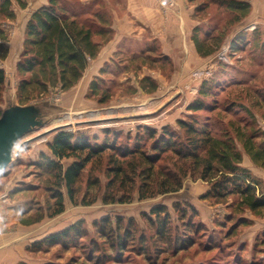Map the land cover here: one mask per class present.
I'll use <instances>...</instances> for the list:
<instances>
[{
  "label": "rangeland",
  "instance_id": "374dc122",
  "mask_svg": "<svg viewBox=\"0 0 264 264\" xmlns=\"http://www.w3.org/2000/svg\"><path fill=\"white\" fill-rule=\"evenodd\" d=\"M158 1L162 4V16L168 18L167 30H161L154 19L152 27L135 24L134 34L125 38L124 45L116 46L91 80L81 78L74 89L63 93L53 90L26 105H19L16 98V65L22 51L25 15L13 3L14 18L0 19L5 33L0 46L6 50L5 58L0 59V70L5 75L0 85V116L6 110L28 106L36 115V125L17 142L11 162L0 175V235L6 233V221L10 219L24 226L31 238L25 247L27 264H264V217L234 213L228 221L226 217L231 211L227 204L233 198L219 203L202 199L208 186L189 177L175 194L106 205L101 202L107 181L105 160L95 161L83 172L76 203H70L62 188L63 211L48 216L55 209L51 197L53 179L34 163L41 154L51 157L48 143L59 128L96 136L98 141L103 139L105 129L110 131V137L120 136V141L128 140L126 136L130 135L129 147L143 128L159 131L167 126L181 133L177 120L188 121L191 115L200 122L212 116L224 122H247L264 130V20L259 17L260 11L253 13V21L248 15L234 23L231 13L210 5V0H185L189 12L182 23L176 16L175 0ZM99 4L110 26L112 20L108 18L114 16L113 8L117 15L126 2L100 0ZM194 30L200 39L205 32L222 35L220 48L209 56H200L192 41ZM10 48L15 50L11 54ZM94 78L101 79V90L109 91L105 104L98 103L100 97L90 92ZM203 86L209 88L207 97L199 94ZM197 100L218 109L212 113L189 111L188 106ZM226 107L231 109L229 113L224 111ZM238 149L241 150L240 146ZM243 158L242 167L247 160L246 156ZM256 178L264 189V182ZM94 179L98 180L97 188H91L85 198L95 196V200L90 205L80 204L87 184ZM173 204L179 205L185 214L176 212ZM186 204L194 211L186 209ZM156 206H164L169 215L163 238L157 232L160 219L148 217ZM10 210L18 212L16 218ZM105 220L109 226L101 229ZM240 220H247L249 225L238 226L235 235L228 237L230 227ZM76 224L82 237L65 240V244L34 246ZM123 237L127 241H122L120 247L118 241ZM188 238L190 243L182 245Z\"/></svg>",
  "mask_w": 264,
  "mask_h": 264
},
{
  "label": "trees",
  "instance_id": "16d2710c",
  "mask_svg": "<svg viewBox=\"0 0 264 264\" xmlns=\"http://www.w3.org/2000/svg\"><path fill=\"white\" fill-rule=\"evenodd\" d=\"M99 1L48 0L45 6L31 13L24 28L22 51L16 65L19 77L16 98L19 105H26L53 90L67 92L79 82L89 63L97 58L102 46L112 36V29L107 25V18ZM13 3L19 9L27 6V0H0V19L14 18L11 9ZM209 3L231 13L234 23L240 22L251 11L247 0H210ZM223 38L222 35L205 32L200 39L194 30L192 41L197 53L206 57L220 48ZM4 39L5 33L0 27V41ZM233 44L238 45V42L234 41ZM5 56L6 50L0 46V59L3 60ZM100 80L93 79L90 92L92 96L100 97L98 103L105 104L110 94L108 90H101ZM4 81V72L0 70V85ZM150 85L151 91H154L153 82ZM208 89V86H203L199 90L200 96L207 97ZM217 109V106L201 100L188 106V110L193 113H212ZM225 109L226 113L231 111L227 107ZM188 118V121L177 120L181 133L167 126L159 131L143 128V133L134 138L131 147L130 135L126 136L128 140L120 141V136L113 134L110 137V131L106 129L102 131L103 139L100 141L96 136L73 133L65 128L57 129L48 143L51 157L41 154L40 160L34 163L53 179L56 187L52 188L51 194L55 209L48 216H55L63 211L62 188L70 203L75 204L78 184L86 167L92 166L95 161L101 163L105 160L104 174L107 181L101 195L103 204H125L132 202L134 198L143 201L175 194L182 189L184 179L189 177L192 181L199 180L208 186L202 199L219 203L233 198L227 204V209L231 211L226 217L228 221L233 219L234 213L243 215L249 212L264 217L262 184L248 169L241 166L243 156H246L255 167L264 170V130L247 122H224L215 120L212 116L203 122L194 115ZM97 185V179L87 184V191L80 204L90 205L95 200V196L89 200L85 196L91 188H97ZM172 207L176 212L185 214V210L180 209L179 205L173 204ZM185 207L194 211L188 204ZM149 214V218L154 216L160 219L157 232L163 238L167 234L169 221L166 208L156 206L151 208ZM240 225H249V222L240 220V223L231 226L228 237L235 235ZM106 226L109 224L105 220L101 229ZM186 226L190 227L191 224ZM127 234L126 232V236ZM80 237L82 234L79 224H76L34 246L65 244V240L72 241ZM122 241H127V238L123 237L118 241L120 247L123 245ZM186 242L190 243L189 238L182 245Z\"/></svg>",
  "mask_w": 264,
  "mask_h": 264
},
{
  "label": "crops",
  "instance_id": "0c3cea01",
  "mask_svg": "<svg viewBox=\"0 0 264 264\" xmlns=\"http://www.w3.org/2000/svg\"><path fill=\"white\" fill-rule=\"evenodd\" d=\"M47 1L48 0H28L26 8L22 9V11L21 9L19 10L21 14L25 15L26 21L24 23L26 24L32 12L45 6ZM84 1L87 2L88 0ZM125 2L126 4L125 6L123 4L121 10L119 9L118 11L117 9V15L115 13V9L113 8L114 11L112 13L114 16L108 18L110 21L112 20L110 27L113 31V38L102 46L97 58L88 65V68L85 70V73H83L81 80H91L92 77L96 75L100 64L108 59V57L115 51L116 46L125 41V38H128V35L134 34L136 30L135 24L152 27L154 19L159 23L161 30H167L169 28V24L167 23L168 18L162 16V10L160 8L162 4L158 0H125ZM249 3L251 5V11L249 13L250 19L253 21V13L257 10L258 12L260 11L259 17L264 20V0H260V2L257 1L256 4H253L251 1ZM188 8L189 7L185 4V0H175L176 16L182 23L184 21L185 14L189 12ZM186 9H188V11ZM24 27L25 25H22V35ZM165 35H167V33ZM14 51L15 50L13 48H10L9 54ZM244 158L242 159V163ZM246 158L247 160L243 167L251 170L256 177L260 178L264 182V170L260 168L257 170L252 169L251 167H254V165L248 157ZM10 212L14 218L17 217L16 215L18 212H14L12 210H10ZM7 222L8 227L6 233L0 235V264H27L29 259L25 255V247L31 238L27 237L24 226L19 224L17 221L15 222V220L10 219L9 221H6V223ZM262 243H264V240Z\"/></svg>",
  "mask_w": 264,
  "mask_h": 264
},
{
  "label": "water",
  "instance_id": "95a60500",
  "mask_svg": "<svg viewBox=\"0 0 264 264\" xmlns=\"http://www.w3.org/2000/svg\"><path fill=\"white\" fill-rule=\"evenodd\" d=\"M36 125L32 107L9 109L0 116V175L9 165L17 142Z\"/></svg>",
  "mask_w": 264,
  "mask_h": 264
}]
</instances>
